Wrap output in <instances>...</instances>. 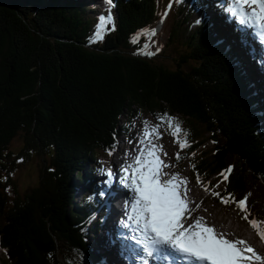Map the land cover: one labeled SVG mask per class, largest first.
I'll use <instances>...</instances> for the list:
<instances>
[{
    "label": "trees",
    "instance_id": "1",
    "mask_svg": "<svg viewBox=\"0 0 264 264\" xmlns=\"http://www.w3.org/2000/svg\"><path fill=\"white\" fill-rule=\"evenodd\" d=\"M80 1L0 0V246L7 264L102 263L84 232L94 229L96 205L86 196L78 206L76 187L144 114L181 119L179 129L190 134L186 157L210 136L214 147L194 161L195 178L206 182L233 163L221 197L233 202L250 193L249 201L263 200L256 210L264 214V138L256 133L264 102L235 66H246L241 55L225 53L205 24H187L197 4L183 1L174 17L168 47H179L170 66L142 58L139 42L168 0H113L115 18L101 38L99 17ZM21 132L25 150L50 149L45 166L54 172L12 205L1 176Z\"/></svg>",
    "mask_w": 264,
    "mask_h": 264
},
{
    "label": "rangeland",
    "instance_id": "2",
    "mask_svg": "<svg viewBox=\"0 0 264 264\" xmlns=\"http://www.w3.org/2000/svg\"><path fill=\"white\" fill-rule=\"evenodd\" d=\"M78 1L82 2L80 0ZM104 1L106 0H99V2L98 0H94V1L84 0V3L93 4L96 8L101 6L100 11L104 13L100 14L99 12L98 13L95 12L94 14L95 16L99 17L97 18L98 22L100 20V17H105V19H107V15L109 13V6ZM168 1H169L168 5L165 6L162 13L156 20L155 24H153L154 29L153 30H148V29L143 30V34H140V35H142L144 39L139 40V42L142 44V46L146 50V51L145 50L142 51L143 52L142 58H145L148 61H154L153 58L156 57V59H158L157 57H160L159 59L161 61L166 62V63L170 62V66H172L178 56L177 48L179 46L175 49L169 48L168 47L169 46L168 35H169L170 27L174 22V17L179 12L178 8L182 4V0L181 1L180 0L178 1L168 0ZM197 2H199V0H190V3H197ZM197 7H199L198 10L196 9L195 12L191 13L192 15H191L190 21H194V22L193 23L187 22L188 25L190 24L191 28L200 26L199 24H201V22L204 20L201 18L202 15L210 16L213 12L211 8H209L207 3H201V5ZM254 8L255 6H252L251 8H249L248 6H245V9L247 13L249 14V16L251 14V11ZM190 10L191 9L188 7V11ZM168 11L170 14L168 13ZM110 12H111V18H112L111 21H113L115 18V8L111 7ZM219 15H223L224 22L222 23L225 28L232 26V22L230 21V19H226V18H229L228 13H225L224 11H218L217 16ZM162 17H165V18H162ZM238 22L241 27L239 28V31L242 30L243 34H245L240 18H238ZM250 24H248V29L250 31L251 38L255 42V49L252 50V52H254L255 57L257 59L262 58L261 54L264 52V45H262L263 39L260 35L254 33L255 31L254 29H252ZM203 26H205V29L207 30L210 29L211 30L210 33L212 34L216 33V30H217L216 28H212L208 24L203 25ZM256 30H258V28H256ZM225 35L226 33L223 34V36ZM219 38L221 39V36ZM208 40L210 39H206L205 41H208ZM226 48L228 50H231L230 42L226 43ZM147 51L151 52V56L149 54L147 55L148 53ZM152 56L154 57L152 58ZM258 64L262 66L261 62H258ZM257 72L258 73L260 72L259 68H257ZM246 73L249 76V78L246 77L247 81H249L251 79V72L248 70L246 71ZM250 87L252 88L254 86L251 85ZM254 90H255V93L253 94V96L259 97L264 102V85L258 87L257 89L255 88ZM257 114L260 115L259 118L261 120V124L263 125L264 124V109H262V111L258 112ZM169 117L170 116L168 115H160L161 119L159 121H155V119L153 117H150L149 115L147 116L143 115L141 116L140 119L138 118L131 119L129 122L131 124L130 125L128 124L126 128V130L130 134V136L127 139H130V140H128V142H125L124 136H122L117 142L118 148L116 149L114 153L112 154L101 153L97 157L96 166H95L97 173L94 176V180L97 182L98 187L101 188L102 186L106 184L111 185L110 183L111 180L109 179L103 180L101 178V176H103L105 173L103 169L106 168V166L112 160H114L115 162H118V160L123 159V158H128L130 160V157H131L130 155H132L130 147L132 145H133L132 150L135 153L134 155H138L140 150L151 148L153 145H162V151L158 153L159 159L164 164H166L165 161L166 162L171 161L172 160L171 155H173L174 151L178 149V147L175 146V138L170 137L169 134H167L166 132L168 129L167 127H169V125L172 127H176L178 125L179 120L178 119L169 120L168 119ZM163 121L169 124V125H166L164 129H162ZM262 125H261V129L257 130L256 133H258V135H260L261 137L263 136L264 138V135L261 134V132L264 133V128L262 127ZM146 127L148 129L147 136L145 135ZM154 128L156 129V132L152 131ZM180 130L182 133H184V131L186 133L185 128L181 127ZM157 132H158V135H157ZM204 135H205V139L202 141L201 145L197 144L195 149L196 150L198 149V150L190 157L189 163L192 162L194 158L202 157V155H205V153H207L211 148L214 147V144L210 140L211 139L210 136L206 134ZM25 138H26L25 134L21 132L19 134V137L15 140L14 145L12 146L13 154L11 155L10 160L4 163L3 169L7 174H3L1 176L2 182L6 185L5 194H6L7 201L12 205L18 199L20 200L26 199L24 197L31 194L34 190L40 187V181L44 183L47 177H49L50 174L54 172V171L51 172L52 169L51 168L49 169L45 166V164L46 165L49 164L48 158L52 157L50 149L48 148V151H44V152H41V151L35 152L34 150L27 151V149L25 150L26 148ZM142 140L144 141L143 144L141 143ZM27 143H29V141H27ZM122 148H125L126 150ZM42 155H44V157ZM1 164H2V161H1ZM121 164H127V163H125V161L122 160ZM230 165H233V163H229L224 168L225 169L229 168ZM185 166L187 167L189 171L191 164L189 166L188 163H185ZM118 167H119V164H118ZM99 170H102V172H100ZM167 172L174 173L180 178L181 181H183L184 177L187 178L185 179L187 183L181 184L182 190H186L185 196L182 198L186 200L185 201L186 206L191 207L193 209L191 210L190 214H194V216H191V218H195V219L202 218L205 221L209 222L210 224L214 225L215 226L214 229L219 228L220 230L225 231L226 237L228 236L230 240L234 241L240 238L246 241L248 246L252 247L254 251L256 252V254L261 252L260 249H262V247L264 248V241H263L264 239L261 237V233H264V214L260 216L261 217L260 219L261 233H260V230H257L256 227L255 228L252 227L250 223L251 221L249 222V220L245 218L246 216L244 215L243 210L239 208V206L232 208L231 205H228L225 202L220 201L216 198L215 191H218L224 188V186L226 185L224 181L220 180L219 182L218 181L219 179H216L218 182L217 186H215L211 190H208V187L206 185L199 186V185H196L194 181H191L189 179V176L186 175L187 173L185 172V170L182 169L181 164H178V163L174 164L172 168L167 170ZM87 173L90 174L89 171H87ZM114 174L117 175V171L114 172ZM220 176L221 175H219V178ZM88 180L89 179L86 176L83 184L80 187H76L77 191L80 188H82V191L84 192H91L92 191L91 187L88 189L86 188L88 187L86 185ZM210 181L216 182L214 178H211ZM81 198H82L81 196H77L76 203H78V206L79 204L80 205L82 204ZM114 203L112 204V208H115L113 206ZM193 206H197V207H193ZM115 209L118 210L119 208H115ZM87 213H88V206L83 212L84 220H85ZM91 213H92V210H91ZM93 227H94L93 231L92 230L88 231L89 227H87V229L86 228L84 229V232L85 233L90 232V234L86 236V240L91 244V246L95 249V251H97L98 243L96 242V238H97L98 233L96 232L97 228L95 226ZM95 232L96 234L93 236L92 233H95ZM116 241L117 240L114 239L115 243ZM66 249H67L66 247H63L62 248L63 252ZM60 253L62 252H59L58 255ZM69 254L70 253H68V255ZM73 254H75L74 251L72 255ZM63 260H64V253L60 255V261L62 262ZM73 260H76V257H73ZM103 262L105 263L104 258H103ZM0 264H7V262L5 261L4 250L1 248V246H0ZM82 264H85V263H82Z\"/></svg>",
    "mask_w": 264,
    "mask_h": 264
},
{
    "label": "snow or ice",
    "instance_id": "3",
    "mask_svg": "<svg viewBox=\"0 0 264 264\" xmlns=\"http://www.w3.org/2000/svg\"><path fill=\"white\" fill-rule=\"evenodd\" d=\"M106 3L109 13L107 19L100 17L96 38H101L105 23L112 19L113 0H106ZM245 6H255L250 16ZM234 15L241 23H251L253 28H258L264 37V0H235ZM176 130H180L179 125ZM152 131L156 132V129ZM145 135H148L147 127ZM160 151L162 145L140 150L138 155L130 157V163L124 165L125 172L130 169L131 174L123 177V183L132 195L125 203L127 222H120L119 240L121 255L127 264H150L153 260L175 264L177 257L186 264H252V261L264 264V257L257 255L246 241L226 239L225 234L205 226L201 219L190 223L193 218L182 198L185 190L181 188L187 181L163 171L169 165L159 159ZM112 176L109 170V180ZM246 199L239 202V208L244 211ZM250 223L253 228L257 226L255 220ZM261 237L264 238V233Z\"/></svg>",
    "mask_w": 264,
    "mask_h": 264
},
{
    "label": "bare ground",
    "instance_id": "4",
    "mask_svg": "<svg viewBox=\"0 0 264 264\" xmlns=\"http://www.w3.org/2000/svg\"><path fill=\"white\" fill-rule=\"evenodd\" d=\"M240 28H241V27H240ZM252 29H253V28H252ZM239 32H240V33H243L242 30H240ZM262 45H264V44H262ZM262 45H261V46H262ZM261 55H262V58H258V59H257V62H261V65H262L261 68L264 70V52H263ZM263 74H264V73H263ZM245 76H246L247 78H249L247 73H245ZM249 85H250V84H249ZM250 86H251V85H250ZM134 154H135V153H134ZM128 163H130V162H128ZM124 165H125V164H122V167H123V168H124ZM119 169H120V167H118V165H117V168L115 169L114 172L119 171ZM114 172H112V173H113V176H112V178H111V182H110V183H111V185H112L114 188H117L118 185H117V183H116V180L114 179ZM130 174H131V173H130ZM183 199H184V198H183ZM185 201H186V200H185ZM114 202H116V201H114ZM114 202H113V203H114ZM187 208H188V210L190 209L189 212H191V210H193L191 207H187ZM118 210H119V209H118ZM194 212H195V211H194ZM214 231H215V232L222 233V234H225V238H226V239H229L228 236L226 237V232H225V231H222V230H220L219 228H218V229H217V228L214 229ZM115 239L117 240V241H116L117 246L121 247V243L118 244V239H117V237H115ZM238 239H240V238H238ZM229 240H230V239H229ZM97 241H99V238H98ZM246 243H247V242H246ZM247 245H248V244H247ZM104 249H105V248H104ZM97 251L99 252L100 249H98ZM260 253H261L262 255H264L262 252H260ZM250 254H251V253H250ZM109 263H110V264H114V262H112L111 260H109ZM117 263H119V262H117Z\"/></svg>",
    "mask_w": 264,
    "mask_h": 264
}]
</instances>
